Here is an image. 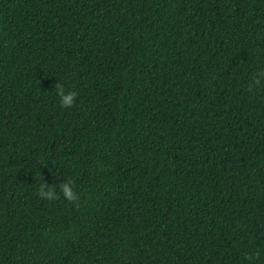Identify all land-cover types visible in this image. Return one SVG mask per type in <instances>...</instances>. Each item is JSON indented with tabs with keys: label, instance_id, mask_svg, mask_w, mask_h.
I'll return each mask as SVG.
<instances>
[{
	"label": "trees",
	"instance_id": "trees-1",
	"mask_svg": "<svg viewBox=\"0 0 264 264\" xmlns=\"http://www.w3.org/2000/svg\"><path fill=\"white\" fill-rule=\"evenodd\" d=\"M261 69L264 0H0V264H264Z\"/></svg>",
	"mask_w": 264,
	"mask_h": 264
},
{
	"label": "clouds",
	"instance_id": "clouds-1",
	"mask_svg": "<svg viewBox=\"0 0 264 264\" xmlns=\"http://www.w3.org/2000/svg\"><path fill=\"white\" fill-rule=\"evenodd\" d=\"M262 86H264V69L253 73L251 82L248 84L246 91L248 93H255V91ZM54 93L59 98V104L62 108L68 109L75 106L78 92L75 90H67L63 82L58 81L54 85ZM37 179L36 177V180ZM39 179H41L42 182L39 183L36 194L41 199L54 202L63 198L69 204L77 208L81 206V196L76 190L75 180L66 178L57 186L55 184L49 185L42 176L39 177ZM57 187L59 191H57ZM246 259L248 264H255L258 259V254H246Z\"/></svg>",
	"mask_w": 264,
	"mask_h": 264
}]
</instances>
